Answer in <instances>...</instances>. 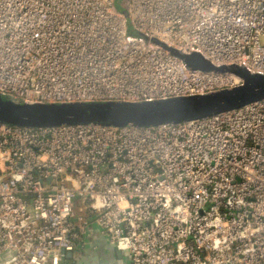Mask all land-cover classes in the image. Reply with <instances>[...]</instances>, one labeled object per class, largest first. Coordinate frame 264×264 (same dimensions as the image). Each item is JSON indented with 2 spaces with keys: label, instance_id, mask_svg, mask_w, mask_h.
Instances as JSON below:
<instances>
[{
  "label": "built area",
  "instance_id": "1",
  "mask_svg": "<svg viewBox=\"0 0 264 264\" xmlns=\"http://www.w3.org/2000/svg\"><path fill=\"white\" fill-rule=\"evenodd\" d=\"M114 1L0 0V93L142 102L243 83L164 46L264 74V0ZM95 235L119 264H264V100L152 128L0 124V264H75Z\"/></svg>",
  "mask_w": 264,
  "mask_h": 264
},
{
  "label": "water",
  "instance_id": "2",
  "mask_svg": "<svg viewBox=\"0 0 264 264\" xmlns=\"http://www.w3.org/2000/svg\"><path fill=\"white\" fill-rule=\"evenodd\" d=\"M164 47L192 71L230 74L243 83L207 94L142 102H24L0 93V124L35 129L87 125L152 128L205 119L264 100V74L252 73L241 65L215 66L199 53L185 54ZM115 252L123 258L122 252Z\"/></svg>",
  "mask_w": 264,
  "mask_h": 264
},
{
  "label": "crops",
  "instance_id": "3",
  "mask_svg": "<svg viewBox=\"0 0 264 264\" xmlns=\"http://www.w3.org/2000/svg\"><path fill=\"white\" fill-rule=\"evenodd\" d=\"M88 249V255L74 254L70 260L72 259L75 264H119L122 262L123 258L117 257L115 249L108 245L103 238H97L96 235Z\"/></svg>",
  "mask_w": 264,
  "mask_h": 264
},
{
  "label": "rangeland",
  "instance_id": "4",
  "mask_svg": "<svg viewBox=\"0 0 264 264\" xmlns=\"http://www.w3.org/2000/svg\"><path fill=\"white\" fill-rule=\"evenodd\" d=\"M123 2H124V0H115L114 1L116 9L121 13L126 12L125 8L123 7ZM128 28H129V34L130 35L135 36V37L138 36V34L133 29V26H132L130 21L128 23Z\"/></svg>",
  "mask_w": 264,
  "mask_h": 264
}]
</instances>
